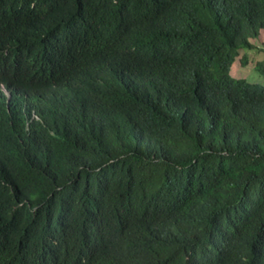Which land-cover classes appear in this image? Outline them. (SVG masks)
<instances>
[{
	"label": "trees",
	"instance_id": "1",
	"mask_svg": "<svg viewBox=\"0 0 264 264\" xmlns=\"http://www.w3.org/2000/svg\"><path fill=\"white\" fill-rule=\"evenodd\" d=\"M262 29L264 0H0V264H264V84L232 72Z\"/></svg>",
	"mask_w": 264,
	"mask_h": 264
},
{
	"label": "rangeland",
	"instance_id": "2",
	"mask_svg": "<svg viewBox=\"0 0 264 264\" xmlns=\"http://www.w3.org/2000/svg\"><path fill=\"white\" fill-rule=\"evenodd\" d=\"M250 42L255 45V49L246 52L248 63L245 66H242L239 63V59H237L235 65L232 66V68L234 67L232 72L236 75L245 77L249 81L264 84V72L260 73L254 69V65L257 61L264 60V29L259 31L257 38H250ZM243 52L244 51L240 49L237 58H240L243 55Z\"/></svg>",
	"mask_w": 264,
	"mask_h": 264
}]
</instances>
